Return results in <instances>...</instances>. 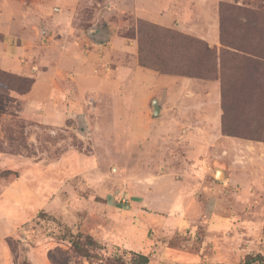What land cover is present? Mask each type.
<instances>
[{
    "label": "rangeland",
    "instance_id": "1",
    "mask_svg": "<svg viewBox=\"0 0 264 264\" xmlns=\"http://www.w3.org/2000/svg\"><path fill=\"white\" fill-rule=\"evenodd\" d=\"M4 1L16 18L11 25L15 34L36 36L44 56L64 28L80 32L90 49L97 44L91 33L95 29L108 30L104 45H110L114 34L135 39L138 57L141 43L153 66L193 69L204 56L195 42H171L166 48L149 37L151 25L169 29L136 15L138 6L140 16L154 20L158 7L152 0ZM163 2L160 12L167 17L184 24L200 18L199 25L209 24L210 40L217 14L218 46L170 30L203 41L220 54L222 17L229 38H237L244 10L262 0ZM26 17L30 22L24 25ZM257 32L248 35L249 44L258 38L263 42L264 32ZM37 65L35 76L47 74L49 66ZM218 70L228 106L221 134L233 142L221 137L212 151L197 148L200 152L193 150V156L190 148L180 147L170 149L171 159L163 157L157 140L130 143L126 133L113 130L114 117L96 100L86 101L87 122L79 116L60 127L28 122L22 103L3 105L0 204L16 228L10 235L15 264H32L28 255L40 242H45L49 264V255L64 264H138L139 255L147 256L149 264H244L248 256L264 258V75L257 79L231 62L225 74ZM3 74L0 70L4 80ZM68 82L73 90L71 77L63 83ZM0 88L18 95L5 85ZM223 123L237 137L226 135ZM197 142L204 147V140ZM192 158L202 162L192 163ZM218 170L223 175L216 179ZM79 235H90L98 243L82 241L91 258L72 244ZM40 256L35 262L45 263Z\"/></svg>",
    "mask_w": 264,
    "mask_h": 264
},
{
    "label": "crops",
    "instance_id": "2",
    "mask_svg": "<svg viewBox=\"0 0 264 264\" xmlns=\"http://www.w3.org/2000/svg\"><path fill=\"white\" fill-rule=\"evenodd\" d=\"M152 2L158 7L154 20L147 13L149 18L140 16L138 6L135 8L136 15L165 28H177L184 34L205 40L211 46L220 45L217 14H214L213 23L217 27L215 29L214 25L210 40V25H199L200 18L184 24L179 22L180 18H170L160 12L161 4L165 5L163 0ZM22 21L27 25L30 19L26 17ZM13 23H16V18L12 7L8 1L0 0V70L33 78L35 83L26 95H14L0 88V108L14 100L23 104L22 116L28 122L60 127L79 116H84L87 122L86 101L96 100L102 102L105 114L114 117V131L126 133L130 143L139 145L157 140L162 156L170 159V149L173 148H190L193 156V150H199L197 153L202 148L212 151V145L221 137L232 144L231 137L221 134L223 108L220 79L163 74L145 68L139 62L137 40L122 38L118 34L111 37L110 45L95 44L90 49L87 39L80 32L64 28L65 33L50 44L49 52L44 56L36 43L37 37L23 32L16 35L11 27ZM37 63L50 67L47 74L38 72L35 76ZM70 77L74 82L73 90L69 88L72 82L63 83ZM154 99L161 102L160 116L153 115ZM200 139L205 141L204 147L197 142ZM192 160V163L202 162L201 158ZM0 206V264H15L10 235L16 228L8 211L2 204ZM45 248V242L32 248L28 261L38 264L35 258L39 254L46 260L43 264H49Z\"/></svg>",
    "mask_w": 264,
    "mask_h": 264
},
{
    "label": "trees",
    "instance_id": "3",
    "mask_svg": "<svg viewBox=\"0 0 264 264\" xmlns=\"http://www.w3.org/2000/svg\"><path fill=\"white\" fill-rule=\"evenodd\" d=\"M257 6L252 7H246L243 12L245 21L243 23L241 22L243 26V30L240 28V26H237L238 31L241 33V35L237 38H229L227 31L224 27L223 17L221 22V44L223 45L224 49L221 51L220 54L217 53V51L209 46V44L200 41L195 40L194 38H191L189 36H186L182 33H179L177 31H173L170 29H162L159 26L151 25L150 33L148 34L151 38H157L163 43L164 47H170L171 42L180 43L179 45H187L189 42H195L197 45L202 47V51L204 53V56L197 59V64L193 69L187 68H170L165 67L164 64H159L157 66H153L148 62L147 57L143 54L144 47L140 43V56H139V62L140 64L148 69H153L156 71H159L163 74H173V75H181V76H191L201 79H218V72L219 67L222 70H224L223 74H225V69L228 66V63H234L235 67L244 71H249L251 74H256L257 79H259L261 76L264 75V40L263 42H260L259 38L258 41H254L251 44H249V39L247 38L250 33H253L254 31H258L257 33L262 34L264 32V0L262 2L258 3ZM143 32V28H142ZM141 32V25L138 28L139 35ZM143 34V33H142ZM146 35V37L148 36ZM263 46V48H262ZM3 76H6L3 80V78H0V80H3L0 82V85H5L6 88L14 91L18 95H26L28 94L35 81L30 78L22 77V76H12L9 74H6L4 72ZM11 78V79H10ZM222 86L225 88V80L224 77L222 78ZM254 85V84H253ZM252 85V86H253ZM222 87V108H223V122L225 123V116L228 114V106H227V98L226 93L223 91ZM261 89L257 88L254 89L255 91ZM253 90V89H252ZM224 125V133L228 136H236L229 132L228 127ZM80 238L78 240H73L72 244L74 247L82 253L85 257L91 258L89 256V253L86 252L85 248L83 247L84 243L82 242L85 240L88 242V244L97 246L98 243L91 237L90 235L83 236L79 235ZM49 259L53 264H64L59 263L56 261L52 255H49ZM255 262H260V264H264V258L262 256L252 257L248 256L244 262V264H253ZM138 264H149V258L145 255H139L138 256Z\"/></svg>",
    "mask_w": 264,
    "mask_h": 264
},
{
    "label": "water",
    "instance_id": "4",
    "mask_svg": "<svg viewBox=\"0 0 264 264\" xmlns=\"http://www.w3.org/2000/svg\"><path fill=\"white\" fill-rule=\"evenodd\" d=\"M92 33V38L96 41L97 44L104 45L106 43V39L109 36L108 30H105L104 32L100 29H95L91 31ZM97 34L99 36H97ZM99 37H102L101 40H99ZM97 38L99 41H97ZM152 109H153V115L154 116H160L162 111H161V102L158 99H154L152 101ZM223 175L222 170H218L216 173V179H219Z\"/></svg>",
    "mask_w": 264,
    "mask_h": 264
},
{
    "label": "flooded vegetation",
    "instance_id": "5",
    "mask_svg": "<svg viewBox=\"0 0 264 264\" xmlns=\"http://www.w3.org/2000/svg\"><path fill=\"white\" fill-rule=\"evenodd\" d=\"M100 35V34H99ZM98 34H97V36H99Z\"/></svg>",
    "mask_w": 264,
    "mask_h": 264
}]
</instances>
